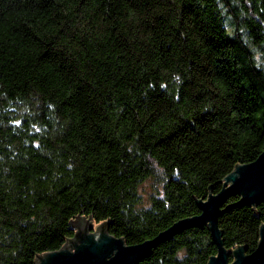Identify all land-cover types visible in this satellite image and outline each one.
Masks as SVG:
<instances>
[{
  "label": "trees",
  "instance_id": "16d2710c",
  "mask_svg": "<svg viewBox=\"0 0 264 264\" xmlns=\"http://www.w3.org/2000/svg\"><path fill=\"white\" fill-rule=\"evenodd\" d=\"M263 150L264 0H0V264H36L82 216L153 238ZM263 223L264 200L233 205L224 246L254 252ZM217 251L190 228L138 264Z\"/></svg>",
  "mask_w": 264,
  "mask_h": 264
},
{
  "label": "water",
  "instance_id": "95a60500",
  "mask_svg": "<svg viewBox=\"0 0 264 264\" xmlns=\"http://www.w3.org/2000/svg\"><path fill=\"white\" fill-rule=\"evenodd\" d=\"M234 194L240 195V200L228 205V197ZM263 200L264 150L254 161L238 164L225 177L222 190L198 200L199 214L177 220L153 238L128 244L122 236L110 233L105 224L99 223L96 231L91 232L89 229L95 222L82 216L74 223L77 228L75 237L59 249L38 255L36 264H138L173 236L190 228L205 226L218 248L208 264H263L264 223L260 228L258 246L252 253H248L244 246L227 249L219 226L220 215L233 205H255Z\"/></svg>",
  "mask_w": 264,
  "mask_h": 264
},
{
  "label": "rangeland",
  "instance_id": "374dc122",
  "mask_svg": "<svg viewBox=\"0 0 264 264\" xmlns=\"http://www.w3.org/2000/svg\"><path fill=\"white\" fill-rule=\"evenodd\" d=\"M141 191L144 195V199L145 201H147V198H148V195L150 194L151 192V183L150 182H146L145 184L142 185L141 187ZM99 223L95 222L91 227H90V231L93 232V231H96V228H97V225Z\"/></svg>",
  "mask_w": 264,
  "mask_h": 264
}]
</instances>
